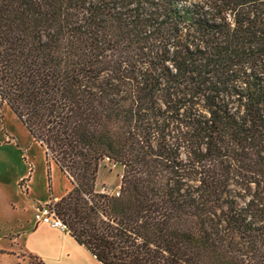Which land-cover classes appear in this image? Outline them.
<instances>
[{"label":"trees","instance_id":"16d2710c","mask_svg":"<svg viewBox=\"0 0 264 264\" xmlns=\"http://www.w3.org/2000/svg\"><path fill=\"white\" fill-rule=\"evenodd\" d=\"M0 103L99 264H264V0H0Z\"/></svg>","mask_w":264,"mask_h":264},{"label":"rangeland","instance_id":"374dc122","mask_svg":"<svg viewBox=\"0 0 264 264\" xmlns=\"http://www.w3.org/2000/svg\"><path fill=\"white\" fill-rule=\"evenodd\" d=\"M4 136L10 137L8 141L12 143L5 144ZM119 175V168L104 163L98 171L96 189L115 193ZM71 188L55 165L48 168L44 150L33 144L9 107L0 103V264H37L33 255L21 251L25 244H32L26 231L34 218L30 197H47L45 204L53 205L58 200L53 197L63 196ZM19 235L21 239L17 241Z\"/></svg>","mask_w":264,"mask_h":264},{"label":"crops","instance_id":"0c3cea01","mask_svg":"<svg viewBox=\"0 0 264 264\" xmlns=\"http://www.w3.org/2000/svg\"><path fill=\"white\" fill-rule=\"evenodd\" d=\"M9 138L10 137L8 136H4L3 141L5 144L12 143L8 141ZM30 139L33 144H37L33 141L31 136ZM32 159L33 158L30 160ZM31 167H33V162ZM21 179L22 177L20 180ZM26 194L27 193H25V195ZM21 195H24L22 191ZM28 195L29 194L26 195L27 198L29 197ZM60 197L61 196L59 195L53 198L57 200ZM30 199L32 202L31 210L34 214L35 208L44 204L48 198L45 197L42 199L31 196ZM26 231L31 236L32 244H25V248L21 249V251L38 257L44 262V264H99L94 260V257L90 253H88L83 247L78 246L75 240L70 237L66 229H54L47 226V224H37L32 217L29 228ZM20 239L21 235H19L17 241Z\"/></svg>","mask_w":264,"mask_h":264},{"label":"built area","instance_id":"2783aa9c","mask_svg":"<svg viewBox=\"0 0 264 264\" xmlns=\"http://www.w3.org/2000/svg\"><path fill=\"white\" fill-rule=\"evenodd\" d=\"M52 205L42 204L35 208L34 220L37 224H47L50 228L65 229L62 220L55 214Z\"/></svg>","mask_w":264,"mask_h":264}]
</instances>
